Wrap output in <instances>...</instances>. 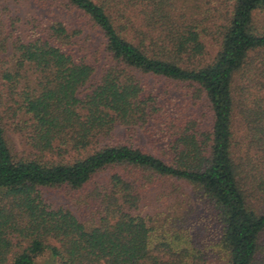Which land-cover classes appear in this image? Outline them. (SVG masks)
Returning a JSON list of instances; mask_svg holds the SVG:
<instances>
[{
  "label": "trees",
  "instance_id": "16d2710c",
  "mask_svg": "<svg viewBox=\"0 0 264 264\" xmlns=\"http://www.w3.org/2000/svg\"><path fill=\"white\" fill-rule=\"evenodd\" d=\"M8 1L0 264H264V0H34L73 10L99 52ZM207 38L220 46L209 62ZM62 189L88 192L89 219L46 197Z\"/></svg>",
  "mask_w": 264,
  "mask_h": 264
},
{
  "label": "rangeland",
  "instance_id": "374dc122",
  "mask_svg": "<svg viewBox=\"0 0 264 264\" xmlns=\"http://www.w3.org/2000/svg\"><path fill=\"white\" fill-rule=\"evenodd\" d=\"M4 5L8 4V6L11 9H15V8H20L22 11H25L26 14L30 15L31 13L33 14H37V15H42V17H46L44 19H46V22L50 23L52 21H56V20H61L66 22L67 24H69V29H70V33H73V31H78V30H83V34H81V39L79 42V48H83L86 45V48L88 51H93L95 49H98V52L101 50L100 46L98 45V42H95L94 40H91V43H87V40L85 39L88 36V32L90 31V29H86V23L83 21H80V17H78L77 15H75V12H73V10L71 11L70 8H66L65 5H61V4H56V3H52L51 1L49 2H37L34 0H10L8 2L3 3ZM54 11V12H52ZM2 12L4 13V11L2 10ZM24 12V13H25ZM256 25H257V29H259L260 31H262L263 27H264V13H262L256 21ZM77 37V38H79ZM93 42V43H92ZM206 46H207V52H206V60L207 62L209 61H213L214 58L217 56L218 54V50H219V44L217 43V41H215L214 38H207L206 41ZM78 50V49H77ZM8 57V53L6 54H0V60L3 59H7ZM99 73H100V67L96 72V79L99 77ZM150 80V79H149ZM151 82L155 85L157 84V88L161 89L162 91L169 93V99L170 100H174V101H178L179 103L183 104V101H188L187 97L185 96L186 93V88H183L182 85H176L172 82H167L165 80H154L152 79ZM243 124V123H242ZM237 131L238 134L241 131V126L237 125ZM138 135L136 138H134L135 144L137 146H139L140 148L146 150L147 152H150L154 155H160V152L154 147V145L152 144V141L150 140L149 136L146 134H143L141 131H138ZM118 135L125 137L126 136V131L125 130H119ZM10 138L13 141V143L15 144V146L17 147V149L19 151H22L23 147L20 143V139L18 138V136L16 134H12L10 133ZM176 185H178V183H175ZM185 188L183 189V193L184 195L181 194V196H183V199L185 200L187 198V194L190 195L191 192L189 189V187L184 186ZM88 192H86V190H82L80 192H73L67 189H62V190H57V191H47L46 193V197L51 200L56 207L59 206H64L67 207L69 209H72L74 212H76L77 214L80 215V217L82 219H89V217H87V215H90L88 213H91V211L88 209L87 205H83L82 201L86 200V194ZM73 197V198H71ZM195 204V205H194ZM193 204V208L197 209L196 210V225L199 229H202L204 223H200V220L202 217H207V213L204 214V209L202 207H200L199 205H197L196 203ZM153 213V212H151ZM202 215V216H201ZM216 219V218H215ZM209 223H213V220H211L210 218L208 219ZM216 222V223H215ZM214 222V228L216 229L217 227V220H215ZM158 233V232H157ZM209 235V233H207ZM158 235V234H157ZM160 237L159 235L156 236L155 238ZM162 237V235H161ZM160 237V238H161ZM160 240V239H159ZM201 247L203 248V245H201ZM200 247V248H201ZM207 259V263L206 264H222L221 261H219L218 258H216L213 254H209Z\"/></svg>",
  "mask_w": 264,
  "mask_h": 264
}]
</instances>
